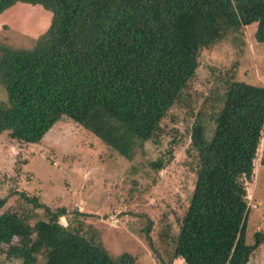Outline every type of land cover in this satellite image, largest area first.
I'll list each match as a JSON object with an SVG mask.
<instances>
[{"label": "trees", "instance_id": "trees-1", "mask_svg": "<svg viewBox=\"0 0 264 264\" xmlns=\"http://www.w3.org/2000/svg\"><path fill=\"white\" fill-rule=\"evenodd\" d=\"M18 3L51 19L29 48L0 43V136L37 144L66 118L130 162L146 144L160 145L173 109L190 108L201 50L253 24L264 43V0H0V15ZM191 116L186 154L195 181L185 211L174 227L162 220L156 236L148 220L142 238L158 264H249L264 245L261 232L246 243L244 182L259 150L264 167V84L226 73ZM167 163L158 157L147 168L158 173ZM12 196L27 208L1 211L0 196V245L13 239L6 260L35 264L37 249L41 264H138L126 252L112 257L86 214ZM40 219L54 225L50 234H33L30 222Z\"/></svg>", "mask_w": 264, "mask_h": 264}, {"label": "rangeland", "instance_id": "rangeland-1", "mask_svg": "<svg viewBox=\"0 0 264 264\" xmlns=\"http://www.w3.org/2000/svg\"><path fill=\"white\" fill-rule=\"evenodd\" d=\"M50 19V13L40 6L18 3L0 15V43L13 49L29 48L46 31ZM254 31L255 24L247 26L200 51L199 67L191 82L190 108L173 109L163 121L160 145L146 144L143 153L131 162L66 118L37 144H20L2 134L0 196H6L7 202L1 211L25 210V203L12 196L14 190L22 191L53 210L65 207L70 213L77 210L86 214L85 222L99 232L102 245L112 257L126 252L136 257L138 264H158L141 230L151 220V234L156 236L162 220L174 227L175 219L185 211L195 181L186 154L191 111L196 112L207 101L226 73L232 72L236 80L251 85L264 84V43L254 40ZM5 99L0 86V101ZM158 157L168 163L153 173L147 163ZM260 159L261 150L252 174L244 181L248 244H252L255 232L264 234V167ZM69 219L62 217L59 222L65 226ZM34 223L30 225L35 236L50 234L54 226L43 219ZM12 245L13 239L0 245V264H20L6 260ZM34 252L35 264H41L45 254L37 249ZM249 264H264V245L255 251Z\"/></svg>", "mask_w": 264, "mask_h": 264}]
</instances>
